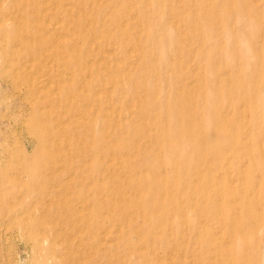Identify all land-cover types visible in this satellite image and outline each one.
<instances>
[{
	"label": "rangeland",
	"instance_id": "obj_1",
	"mask_svg": "<svg viewBox=\"0 0 264 264\" xmlns=\"http://www.w3.org/2000/svg\"><path fill=\"white\" fill-rule=\"evenodd\" d=\"M49 263L264 264V0H0V264Z\"/></svg>",
	"mask_w": 264,
	"mask_h": 264
},
{
	"label": "bare ground",
	"instance_id": "obj_2",
	"mask_svg": "<svg viewBox=\"0 0 264 264\" xmlns=\"http://www.w3.org/2000/svg\"><path fill=\"white\" fill-rule=\"evenodd\" d=\"M71 9H72V8H71ZM74 10H75V9H74ZM55 13H56V12H55ZM77 13H78V12H77ZM61 14H62V13H61ZM71 14H72V13H71ZM72 15H73V14H72ZM58 16H59V15H58ZM81 18H82V17H81ZM88 19H89V18H88ZM47 21H48V20H47ZM89 21H90V20H89ZM46 23H47V22H46ZM50 23H51V22H50ZM86 26H87V25H86ZM54 27H55V25H54L52 28H54ZM63 28H64V27H63ZM54 30H55V32H56V29H54ZM107 30H108V29H107ZM107 30H106V31H107ZM57 33H60V32L57 31ZM60 34H61V33H60ZM55 35H56V34H55ZM57 43H58V42H57ZM64 43H66V42H64ZM55 44H56V43H55ZM106 45H107V44H106ZM95 47H96V46H95ZM95 49H97V47H96ZM104 57H105V56H104ZM96 62H97V61H96ZM120 62H121V61H120ZM89 65H90V64H89ZM111 65H112V64H111ZM120 65H121V64H120ZM83 66H84V65H83ZM121 66H122V65H121ZM90 67H91V66H90ZM90 67H89V68H90ZM82 68H83V67H82ZM91 68H92V67H91ZM85 69H86V68H85ZM80 78H81V77H80ZM124 78H125V76H124ZM123 80H124V79H123ZM70 82H71V81H70ZM100 82H101V81H100ZM121 82H123V81H121ZM81 83H82V82H81ZM83 83H84V82H83ZM107 84H108V83H107ZM83 85H84V84H83ZM102 86H104V85H102ZM89 88H90V87H89ZM89 88H88V89H89ZM91 88H93V87L91 86ZM86 89H87V88H86ZM86 89H85V91H86ZM103 89H104V87H103ZM105 89H106V87H105ZM89 90L92 91L91 89H89ZM100 90H102V89H100ZM97 91H98V90H97ZM103 91H104V90H103ZM100 92H102V91H100ZM97 94H98V93H97ZM97 94H96V95H97ZM91 95H92V94H91ZM104 95H107V94H104ZM109 95H111V93L108 94L107 96H109ZM93 96H94V94H93ZM97 96H98V95H97ZM113 96H115V95L113 94ZM101 97H102V96H101ZM105 97H106V96H105ZM118 97H119V96H118ZM111 98H112V97H111ZM113 98H114V97H113ZM82 99H83V98H82ZM105 101H106V100H105ZM107 101H108V100H107ZM111 101H112V100H111ZM120 101H121V100H120ZM93 102H94V101H93ZM95 102H96V101H95ZM107 103H108V102H107ZM119 103H120V102H119ZM79 104H80V103H79ZM85 104H86V103H85ZM112 104H113V101H112ZM114 104H115V103H114ZM90 105H91V104H90ZM116 106H117V104H116ZM106 107H107V106H106ZM88 108H90V107L88 106ZM97 108H98V107H97ZM110 108H111V107H110ZM106 109H107V108H106ZM115 109H116V108H115ZM118 109H119V108H118ZM91 110H93V109H91ZM99 110H100V109H99ZM99 110H96V109H95V111H99ZM109 110H110V109H109ZM82 111H83V110H82ZM102 111H103V108H102ZM90 112H91V111H90ZM93 112H94V111H93ZM132 112H133V111H132ZM88 113H89V112H88ZM96 113H97V112H96ZM96 113H95V114H96ZM98 113H99V112H98ZM100 113H102V112H100ZM109 113H111V112H109ZM109 113H108V114H109ZM127 113H128V112H127ZM103 114L106 115L104 112H103ZM103 114H102V115H103ZM172 114H173V113H172ZM89 115H90V113H89ZM97 115H99V114H97ZM100 115H101V114H100ZM102 115H101V116H102ZM104 115H103V116H104ZM113 115H114V114H113ZM173 115H176V113L173 114ZM217 115H218V114H217ZM94 116H95V115H94ZM103 116H102V118H103ZM110 116H111V115H110ZM126 116H127V115H126ZM218 116H219V115H218ZM88 117H89V116H88ZM88 117H87V118H88ZM98 117H99V116H98ZM107 117H108V116H107ZM123 117H124V116H123ZM85 118H86V116H85ZM99 118L101 119V117H99ZM228 118H229V117H228ZM96 119H98V118L95 117V120H96ZM121 119H122V118H121ZM90 120H91V119H90ZM104 120H106V119H104ZM107 120H108V119H107ZM123 120H124V119H123ZM123 120H122V121H123ZM86 121H87V120H86ZM91 121H92V120H91ZM93 121H94V120H93ZM99 122H100V121H99ZM125 122H126V121H125ZM219 122H220V121H219ZM219 122H218V124H219ZM93 123H94V122H93ZM93 123H92V124H93ZM170 123H173V121H172V122L170 121ZM84 124H85V122H84ZM122 124H123V123H122ZM177 124H178V123H177ZM223 124H224V123H223ZM216 125H217V124H216ZM221 125H222V124H221ZM170 126H171V125H170ZM178 126H179V124H178ZM178 126H177V127H178ZM224 126H225V124H224ZM115 127H116V126H115ZM172 127H173V126H172ZM184 127H185V126H184ZM218 127H219V126H218ZM220 127H221V126H220ZM88 128H89V127H88ZM121 128H122V127H121ZM124 128H125V126H124ZM186 128H187V127H186ZM91 129H93V128H91ZM103 129H104V128H103ZM114 129H115V128H114ZM122 129H123V128H122ZM122 129H121V130H122ZM171 129H172V128H171ZM175 129H176V128H175ZM183 129H184V128H183ZM203 129H204V128H203ZM217 129H218V128H217ZM89 130H90V129H89ZM105 130H106V129H105ZM115 130H116V129H115ZM117 130H118V129H117ZM172 130H173V129H172ZM188 130H189V129H188ZM94 131H95V128H94ZM122 131H124V130H122ZM118 132H119V131H118ZM189 132H190V130H189ZM186 133H188V132H186ZM87 134H88V132H87ZM89 134H90V132H89ZM114 134H115V132H114ZM99 135H100V134H99ZM107 135H108V134H107ZM107 135H106V136H107ZM86 136H87V135H86ZM97 136H98V135H97ZM110 137H111V136H110ZM112 137H113V135H112ZM37 138H38V137H37ZM46 138H47V137H46ZM113 138H114V137H113ZM76 139H77V138H76ZM89 139H90V137H89ZM94 139H95V138H94ZM94 139H93V142H94ZM100 139H101V138H100ZM107 139H108V138H107ZM218 139H219V138H218ZM218 139H217V143H216V145L219 144ZM222 139H223V137L221 138V140H222ZM85 141H86V140H85ZM90 141H91V140H90ZM118 141H119V140H118ZM223 141H224V140H223ZM96 142H97V144H98L99 141L97 140ZM100 142L102 143L103 141L100 140ZM221 143H222V142H221ZM223 143H224V142H223ZM40 144H41V143H40ZM105 144H106V143H105ZM95 145H96V144H95ZM86 146H88V145H86ZM219 146H220V145H219ZM106 147H107V145H106ZM23 148L25 149V147H23ZM92 148H93V147H92ZM99 148H100V147H99ZM110 148H111V147H110ZM110 148H109V149H110ZM37 149H38V148H37ZM90 149H91V148H90ZM105 149H106V148H105ZM92 150H93V149H92ZM90 151H91V150H90ZM96 151H98V150H96ZM93 152H95V151H93ZM98 152H99V151H98ZM102 152H103V151H102ZM104 152H105V150H104ZM104 152H103V154H105ZM117 152H118V151H117ZM202 152H203V151H202ZM35 153H37V152H35ZM100 153H101V151H100ZM109 153H110V150H109L108 154H109ZM112 153H113V152H112ZM81 154L83 155V154H85V153L83 152V153H81ZM86 154H87V153H86ZM97 154H98V153H97ZM103 154H102V155H103ZM110 154H111V153H110ZM113 154H114V153H113ZM118 154H119V153H118ZM122 154H123V153H122ZM209 154H210V153H208V155H209ZM22 155H23V154H22ZM38 155H39V153H38ZM78 155H79V154H78ZM82 155H81V156H82ZM116 155H117V154H116ZM198 155H199V154H198ZM24 156H25V155H24ZM28 156H29V155H28ZM35 156H36V154H35ZM81 156H79V157H81ZM90 156H91V155H90ZM90 156H89V157H90ZM93 156H94V155H93ZM20 157H21V156H20ZM22 157H23V156H22ZM32 157H33V156H32ZM87 157H88V156H87ZM91 157H92V156H91ZM99 157H100V156H99ZM109 157H110V156H109ZM113 157H114V155H113ZM202 157H203V156H202ZM95 158H96V157H95ZM27 159H28V158H26V160H27ZM89 159H90V158H89ZM92 159H93V158H92ZM97 159H98V157H97ZM100 159H101V157H100ZM100 159H98V161H99ZM21 160H22V159H21ZM31 160H32V159H31ZM84 161H86V160H84ZM87 161H89V160H87ZM98 161H97V162H98ZM117 161H118V160H117ZM123 161H124V160H123ZM93 162H94V161H93ZM97 162H96V163H97ZM99 162H100V161H99ZM104 162H105V160H104ZM118 162H119V161H118ZM29 163H30V162H29ZM29 163H28V165H29ZM81 163L83 164V162H82V158H81ZM119 163H120V162H119ZM119 163H118V164H119ZM121 163H122V162H121ZM130 163H131V162H130ZM26 164H27V163H26ZM125 164H126V163H125ZM22 165H23V164H22ZM95 165H96V164H95ZM116 165H117V164H116ZM120 165H121V164H120ZM81 166H83V165L80 164V167H81ZM87 166H88V165H87ZM96 166H97V165H96ZM23 167H24V165H23ZM85 167H86V166H85ZM98 167H100V166L98 165ZM103 167H104V166H103ZM111 167H112V166H111ZM114 167H115V166H114ZM118 167H119V166H118ZM129 167H130V166H128V168H129ZM28 168H29V167H28ZM77 168H79V167H77ZM77 168H76V169H77ZM88 168H89V167H88ZM116 168H117V167H116ZM126 168H127V167H126ZM225 168H226V167H225ZM85 169H86V168H85ZM123 169H124V167H123ZM25 170H26V169H25ZM77 170H78V169H77ZM97 170H98V169H97ZM243 170H244V169H243ZM73 171H74V169H73ZM88 171H89V170L87 169V172H88ZM100 171L103 172L102 170H99V171H97L96 173H98V172H100ZM224 171H225V170H224ZM25 172H26V171H25ZM79 172H80V171L78 170V173H79ZM85 172H86V171H85ZM89 172H90V171H89ZM89 172H88V173H89ZM104 172H105V171H104ZM104 172H103V173H104ZM81 173H82V172H81ZM90 173H91V172H90ZM67 174H68V173H67ZM94 174H95V173H94ZM101 174H102V173H101ZM80 175H81V174H80ZM85 175H86V174H84V176H85ZM98 175H99V174H98ZM72 176H73V173H72ZM84 176H83V177H84ZM75 177H76V175H75ZM79 177H81V176H79ZM83 177H82V178H83ZM102 177H103V176H102ZM77 179H78V178H77ZM99 179H100V178H99ZM102 179H103V178H102ZM72 180H73V178H72ZM78 180H79V179H78ZM100 180H101V179H100ZM70 181H71V180H70ZM70 181L68 182V184L70 183ZM73 181H74V180H73ZM88 181H90V180H88ZM88 181H87V182H88ZM95 181H96V180H95ZM104 181H105V180H102V181H100V182L104 183ZM81 182H82V181H81ZM81 182H80V183H81ZM84 182H85V181H84ZM87 182H86V183H87ZM100 182H99V183H100ZM252 182H253V181H252ZM89 183H90V182H89ZM89 183H88V185H89ZM102 183H101V184H102ZM68 184H67V185H68ZM84 184H85V183H84ZM43 186H44V185H43ZM72 186H74V185H72ZM77 186H78V185H77ZM27 187H28V186H27ZM65 187H66V186H65ZM67 187H68V186H67ZM88 187H89V186H88ZM88 187H87V189H88ZM234 187H236V186L234 185ZM234 187H233V189H235ZM70 188H71V187H70ZM84 188H85V187H84ZM67 189H68V188H67ZM73 189H74V187H73ZM93 189H94V188H93ZM95 189L97 190V187H96ZM99 189H100V187H99ZM101 190H102V189H101ZM247 190H248V189H247ZM70 191H71V190H70ZM85 191H86V190H85ZM91 191H92V190H91ZM93 191H94V190H93ZM78 192H79V190H78ZM97 192H99V191H97ZM247 192H248V191H247ZM102 193H103V192H102ZM114 193H115V191H114ZM66 194H67V192H66ZM88 194H89V193H88ZM91 195H92V194H91ZM84 196H85V195H84ZM101 196H102V195H101ZM79 197H80V196H79ZM86 197H87V196H86ZM73 198H74V197H73ZM84 198H85V197H84ZM89 198H90V197H89ZM89 198H88V200H89ZM100 198H101V197H100ZM70 199H71V198H70ZM102 199H103V197H102ZM92 200H93V199H92ZM94 200H95V199H94ZM61 201L63 202V200H61ZM64 201H65V199H64ZM70 201H71V200H70ZM103 201H104V200H103ZM45 202H46V201H45ZM84 202H85V201H84ZM96 202H97V201H96ZM15 203H16V202H15ZM77 203H82V201H81V202H77ZM77 203H76V204H77ZM90 203H91V200H90L89 204H90ZM21 204L23 205V203H21ZM21 204H20V205H21ZM38 204H39V203H38ZM102 204H103V203H102ZM53 205H54V204H53ZM55 205H56V204H55ZM58 205H59V203L57 204V206H58ZM70 205H71V204H70ZM73 205H74V204H73ZM73 205H72V206H73ZM38 206H40V205H38ZM98 206H99V205H98ZM261 206H262V205H261ZM17 207H18V206H17ZM22 207H23V206H22ZM99 207H100V206H99ZM259 207H260V206H259ZM48 208H49V206H48ZM51 208H52V207H51ZM77 208H78V207H77ZM237 208H238V207H237ZM239 208H240L239 210H241V206H240ZM74 209H75V207H74ZM78 209H79V208H78ZM258 209H259V208H258ZM84 210H85V209H84ZM9 211H10V210H9ZM13 211H14V210H13ZM85 211H86V210H85ZM90 211H91V210H90ZM236 211H237V210H236ZM17 212H18V211H17ZM34 212H35V211H34ZM238 212H240V211H238ZM89 213H90V212H89ZM15 214H16V213H15ZM84 214H85V213H84ZM20 215H21V214H20ZM37 215H38V214H37ZM85 215H86V214H85ZM89 215H90V214H89ZM79 216H80V215H79ZM82 216H83V215H82ZM87 216H88V215H87ZM39 217H41V216H39ZM80 217H81V216H80ZM30 218H31V217H30ZM30 218H29V219H30ZM36 218H37V217H36ZM43 218H44V217H43ZM45 218H46V216H45ZM21 219H22V218H21ZM33 219H34V218H33ZM30 220H31V219H30ZM45 220H47V219H45ZM25 221H26V219H25ZM36 221H37V220H36ZM36 221H35V222H36ZM48 221H49V219H48ZM67 221H68V220H67ZM23 223H24V222H23ZM31 223H32V221H31ZM233 223H234V222H233ZM25 224H26V223H25ZM36 224H37V223H36ZM254 224H255V223H254ZM23 225H24V224H23ZM33 225L35 226V223H34ZM18 227H19V226H18ZM28 227H29V226H28ZM252 227H255V226L253 225ZM30 229H31V228H30ZM34 229H35V227H34ZM252 229H253V228H252ZM24 230H25V229H24ZM32 230H33V226H32ZM243 230H244V229H243ZM254 230H255V229H254ZM36 231H39V229H38V230L36 229ZM116 231H117V230H116ZM32 232H33V231H32ZM32 232H31V234H32ZM39 232H41V231H39ZM257 232H258V231H257ZM44 233H45V232H44ZM118 233H119V232H118ZM36 234H37V232H36ZM45 234H46V233H45ZM50 234H51V233H50ZM38 235H39V234H38ZM41 235H44V234L42 233ZM41 235H40V236H41ZM33 236H34V234H33ZM45 236H46V235H45ZM29 237H31V236H29ZM38 237H39V236H38ZM38 237H37V238H38ZM46 237H47V236H46ZM97 238H99V237H97ZM35 239H36V238H35ZM44 239H45V238H44ZM45 240H46V239H45ZM45 240H44V241H45ZM48 240H49V239L47 238V241H48ZM50 240H51V239H50ZM39 242H40V241H39ZM43 243H45V242H43ZM53 243H54V242H53ZM55 243H56V242H55ZM40 244H41V243H40ZM51 244H52V242H51ZM46 245H48V244H46ZM37 246H38V244H37ZM41 246H42V245H41ZM44 246H45V245H44ZM48 246H49V245H48ZM55 246H56V245H55ZM35 247H36V246H35ZM52 248H53V247H52ZM52 248H51V249H52ZM55 248H56V247H55ZM42 249H44V248H42ZM45 249H46V248H45ZM45 249H44V250H45ZM51 249L49 248V251H50ZM40 250H41V248H40ZM47 250H48V249H47ZM47 250H46V251H47ZM55 250H56V249H55ZM35 251H36V250H35ZM87 251H88V250H87ZM47 252H48V251H47ZM76 252H77V251H76ZM37 253H38V252L36 251V254H37ZM43 253H44V255H46L45 252H42V254H43ZM38 254H39V253H38ZM50 254H51V253H50ZM39 255H40V254H39ZM51 255H52V254H51ZM53 255H55V254H53ZM42 256H43V255H42ZM52 257H53V256H52ZM52 257L49 258V259H51V260L55 259V258H52ZM37 258H38V257H37ZM40 258H41V255H40ZM89 258H90V257H89ZM53 261H54V260H53ZM56 261H57V260H55V263H56ZM37 262H38V261H37ZM46 263H47V262H46ZM55 263H54V264H55ZM49 264H50V263H49ZM51 264H52V263H51Z\"/></svg>",
	"mask_w": 264,
	"mask_h": 264
}]
</instances>
